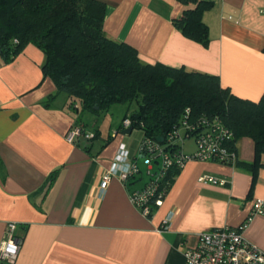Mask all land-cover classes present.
<instances>
[{
    "label": "crops",
    "instance_id": "1",
    "mask_svg": "<svg viewBox=\"0 0 264 264\" xmlns=\"http://www.w3.org/2000/svg\"><path fill=\"white\" fill-rule=\"evenodd\" d=\"M99 1L106 35L129 44L142 62L216 75L234 95L252 101L264 94V0H210L202 13L206 46L173 23L194 3ZM43 63L44 53L31 43L9 61L0 56V247L7 223L17 225L21 239L11 264H183L198 233L239 226L252 203L264 199V154L256 160L249 137L236 141L237 165L186 162L149 217L116 177L101 191L121 143L141 170L133 186L146 181L136 136L122 134L121 124L107 132L95 124L91 141L68 143L65 133L87 125V112L68 109L63 94L52 96L56 88ZM202 174L227 183L198 181ZM243 235L264 250V216L254 215Z\"/></svg>",
    "mask_w": 264,
    "mask_h": 264
},
{
    "label": "trees",
    "instance_id": "2",
    "mask_svg": "<svg viewBox=\"0 0 264 264\" xmlns=\"http://www.w3.org/2000/svg\"><path fill=\"white\" fill-rule=\"evenodd\" d=\"M180 1L195 6L184 10L174 25L206 46L208 26L202 13L212 1ZM105 14L99 0H0V56L9 61L27 44L35 45L44 53L43 73L55 85L52 96L65 95L68 109L98 115L113 103H135L136 109L122 120L129 118L142 137H161L172 151L177 145H167V135L185 119L186 108L189 118L218 116L233 132L236 152V141L249 137L258 161L264 154V94L252 101L234 95L216 75L142 62L133 47L106 35ZM179 171L173 166L160 179L163 197ZM155 207H150L151 214Z\"/></svg>",
    "mask_w": 264,
    "mask_h": 264
},
{
    "label": "built area",
    "instance_id": "3",
    "mask_svg": "<svg viewBox=\"0 0 264 264\" xmlns=\"http://www.w3.org/2000/svg\"><path fill=\"white\" fill-rule=\"evenodd\" d=\"M190 109L184 111L185 119L168 133L167 145L175 146L172 151L166 149L161 142L141 137L137 144L136 153L141 157L147 175L146 181L140 187L133 184L141 173L136 157L131 158L124 143L118 147L109 169L102 176L100 190L103 191L112 177H116L125 187L128 198L139 212L148 217L152 205H160L163 199L160 179L165 172L175 166L182 168L188 161H215L223 164H235L237 152L231 146L233 132L226 127L218 116L201 115L189 118ZM130 119L124 118L121 129L130 127ZM184 127L183 138L191 135L195 138V148L190 153L183 152V139L179 127ZM65 140L77 144L79 139L91 141L95 132L82 123L74 124L64 135ZM136 156V155H135ZM198 181L213 185H226L222 177L202 174ZM254 215L264 216V199H257L252 203L249 214L237 227L222 226L197 234V242L193 248L185 250L183 264H264V250L248 241L243 230L248 226ZM165 218L162 226L169 223ZM17 225L7 223L5 227L3 244L0 247V261L13 263L21 244L16 235Z\"/></svg>",
    "mask_w": 264,
    "mask_h": 264
},
{
    "label": "rangeland",
    "instance_id": "4",
    "mask_svg": "<svg viewBox=\"0 0 264 264\" xmlns=\"http://www.w3.org/2000/svg\"><path fill=\"white\" fill-rule=\"evenodd\" d=\"M136 107L137 105L135 103L128 105L126 103L118 102L111 104L106 111L100 112L98 115L89 114L88 112L86 114L84 113L85 118L87 120L86 126L92 129L94 128L93 125L97 124L102 131L107 132V130H110V127H113L114 129V127L120 125L124 115L130 112L131 110L136 109ZM95 120L97 123H94ZM179 130L183 139V152L187 153L191 151L193 147L195 148V138L193 135L183 138L184 127L180 126ZM128 136H136V144H138L142 134L139 129H133L132 132L128 134ZM143 175L147 177L145 172L143 173Z\"/></svg>",
    "mask_w": 264,
    "mask_h": 264
},
{
    "label": "water",
    "instance_id": "5",
    "mask_svg": "<svg viewBox=\"0 0 264 264\" xmlns=\"http://www.w3.org/2000/svg\"><path fill=\"white\" fill-rule=\"evenodd\" d=\"M131 131H132V127L130 126V127L126 128V129H122L121 132H122V134H130ZM157 140L159 142H162L163 141L161 137H158Z\"/></svg>",
    "mask_w": 264,
    "mask_h": 264
}]
</instances>
